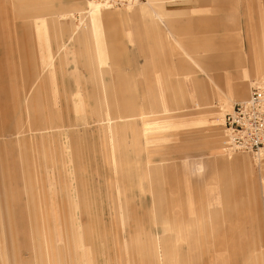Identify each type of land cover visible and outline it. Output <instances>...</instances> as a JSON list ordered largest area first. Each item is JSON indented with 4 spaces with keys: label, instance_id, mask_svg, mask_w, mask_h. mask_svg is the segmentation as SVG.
I'll return each instance as SVG.
<instances>
[{
    "label": "rangeland",
    "instance_id": "obj_1",
    "mask_svg": "<svg viewBox=\"0 0 264 264\" xmlns=\"http://www.w3.org/2000/svg\"><path fill=\"white\" fill-rule=\"evenodd\" d=\"M66 1L0 0V264H47L45 257L51 264H181L177 251L187 264H264V180L255 186L246 173L249 160L264 176V155L226 152L224 126L226 114L259 86L264 0H177L167 3L182 11L170 16L176 41L158 47L142 38L136 18L117 21L131 29L122 40L83 48L101 13L122 17L140 5L90 16V0ZM34 12L47 18V36L32 24ZM63 17L73 22L69 30ZM58 33L69 38L58 51L69 50L68 63L56 53ZM186 53L236 59L227 67L200 63L223 90L244 83L246 95L161 113L163 102L171 106L188 88H179L175 75L192 66L182 63ZM105 85L112 101L126 98L159 113L121 120L105 98L96 119L92 106ZM233 158L242 160L223 165Z\"/></svg>",
    "mask_w": 264,
    "mask_h": 264
},
{
    "label": "crops",
    "instance_id": "obj_2",
    "mask_svg": "<svg viewBox=\"0 0 264 264\" xmlns=\"http://www.w3.org/2000/svg\"><path fill=\"white\" fill-rule=\"evenodd\" d=\"M229 1L230 0H223L224 6H226V3H228ZM148 2L149 3H147L146 5L145 4L141 5L137 11L130 13V15L123 14L122 17L116 16L114 14H109V13L108 14L101 13L100 14L101 18L95 21V23L93 24L92 33H90L88 38L83 40L81 48L86 47L87 46L86 44L90 42L91 40H94L97 43V44L95 43L96 46H100L103 41H107L109 38L113 40H117V41L122 40L125 34L129 35L131 29L129 28L120 29V27L116 26L117 23L119 21L123 22V21H127L130 19H136V18H140V21L142 24V28H143L142 38H147V39H151L155 41L158 47H163L165 42L169 43L171 41H176L177 39H176L175 31L172 25L173 21L171 20L170 16L181 14L182 11L175 10V9L173 10L169 9L167 6V3H174V2H177V0H149ZM66 3L70 5L67 1ZM31 6H33V10L38 8L36 4H32ZM262 6H263V9L260 12L262 14L261 28L263 30V33H262L263 40L262 41L264 43V4ZM196 11L197 9L191 10V12H196ZM31 18H33L31 22L35 26L37 33L40 34L43 31L45 32V35L47 36V33L50 32L49 22L47 18L39 17L37 16L36 13L35 15H32ZM76 20L78 19L75 18V23H76ZM249 20H250V23L247 26V36L250 38L252 45H254L256 40L258 39V36L256 33L257 32L256 24L253 21L252 11H249ZM66 21L71 24L72 20L69 19L68 17ZM78 21L79 23H76V25H80V22H81L80 19ZM114 22L116 23L115 25H113ZM222 27H225L224 24ZM240 29L241 28L239 26V30ZM55 35L58 41L56 43V48H57L56 53L60 55V62L62 63L63 61V62L68 63L69 56L71 55L69 50L67 49V51L63 53H58V51L61 50L64 44H67V42L69 41V38H65L60 33L55 34ZM241 48H242V45H241ZM48 50H49V58L51 59L50 66H55V63L53 64L52 62V59L55 58V53L53 52L52 48L51 50L50 48H48ZM186 55H187V58L182 60V63H186L187 61L192 66L191 67H181L182 72L176 73L175 75L178 76V78H176L177 86L179 88L180 87L183 88L182 85H184V87L186 86L187 88V84H186L187 82L189 84L188 88L184 92H182L180 96L179 94L178 96L177 95L173 96V99L171 101V106L169 104L167 105L166 102H163V110L161 113H164L165 115H170V114L178 113L179 110L181 109L184 110L183 114L191 112V111L193 112L200 111V110L208 109L209 106L213 104L214 99H219L220 101H223L224 103H226V105H228V104H231L233 97H244L246 95V92H247L246 84L244 83L243 84L242 83L233 84L230 88H228V90H223L217 83V76L214 73H212L211 70L205 68L200 63L201 60H202L201 62L205 64V62L209 61V59H215L216 61H219V63L222 66L227 67L231 65L232 63L236 62V59L233 60L230 57H228V55L226 56L222 55L219 57L214 56L211 58H205V56H198L196 54L193 55L192 53H186ZM82 56L84 60L83 64H85V66H91L92 62L89 57V54L83 51ZM262 74H264V69L261 67L257 68L256 70L257 79L256 80L258 82H261L262 80H264V76ZM101 76L104 79L103 72L101 73ZM104 89L107 91L106 97H105ZM104 89H103L104 98L97 100L95 105L92 106V112L95 114V117L97 115L96 110H95V106L97 105V102L98 104H100V106L106 105L107 100L105 98L108 99L110 104H115L118 106V108L120 109V119L121 120L135 121V118H145V116H150V115L159 113L158 111L154 110L153 105H150L149 110H145V108L142 105H137L134 101L126 100V98H123L120 101L118 100L112 101L111 99H109L110 97L108 96L109 94H108V89L106 85L104 86ZM188 108L190 109L188 110ZM96 119L98 118L96 117ZM214 136H215V139H218L216 135ZM215 147L219 148L218 145ZM240 160L242 159L233 158L227 161L225 160L223 161V165L227 168H233L235 167V165L239 164ZM162 162H164V159L162 160ZM246 166H247L246 173H247V176L249 177L248 179L251 184L256 186L258 183H256L255 181L257 180L260 181L259 180L260 178L264 180V176H262V174L260 173L262 171L261 168H260L259 174L256 173L254 165L249 160L246 162ZM227 182L228 181H226L225 185H227ZM175 188H176L175 191H177V187ZM224 192H226L227 194L228 188H224ZM263 194H264V191H263ZM263 205H264V200H263ZM230 208L231 207H228L227 209L230 210ZM219 230H217V232H219ZM221 241L225 246L226 242H224L223 239H221ZM231 243H235V242H231ZM251 247L252 246L250 245L245 247L246 250L247 249L250 250V252L247 254L249 258H252V256L254 255L251 251V249L253 248ZM177 254L181 260L180 261L181 264H187L182 259L186 257V255H184V252L177 251ZM53 259H56L55 262H53V264H59L57 262L58 258H52V261H54ZM45 261L47 264L52 263L50 262V259L46 257H45Z\"/></svg>",
    "mask_w": 264,
    "mask_h": 264
},
{
    "label": "built area",
    "instance_id": "obj_3",
    "mask_svg": "<svg viewBox=\"0 0 264 264\" xmlns=\"http://www.w3.org/2000/svg\"><path fill=\"white\" fill-rule=\"evenodd\" d=\"M103 8L122 10L148 0H92ZM225 151L264 155V85L251 88L247 99L235 104L225 117Z\"/></svg>",
    "mask_w": 264,
    "mask_h": 264
},
{
    "label": "bare ground",
    "instance_id": "obj_4",
    "mask_svg": "<svg viewBox=\"0 0 264 264\" xmlns=\"http://www.w3.org/2000/svg\"><path fill=\"white\" fill-rule=\"evenodd\" d=\"M91 1V6L90 7H88L87 6V12H86V14L88 13V14H90V16H92L93 14H100L101 13V9L103 8L99 3H97L96 1H92V0H90ZM149 3V2H148ZM146 5L147 3H143V4H139L140 6L141 5ZM139 5H137V6H139ZM136 7V6H135ZM133 8V7H132ZM81 9V8H80ZM130 9V8H129ZM103 10V9H102ZM49 15H51V14H49ZM66 19H64V17L62 18V19H59L58 21H59V23L63 26V28H65L66 30L68 29L69 30V28H71V26H72V21H71V24L70 23H68L67 21H65ZM54 21V20H53ZM54 23H56L55 21H54ZM258 85H264V80H262L261 82H258ZM112 129V128H111ZM261 156H263V155H261ZM260 156V157H261Z\"/></svg>",
    "mask_w": 264,
    "mask_h": 264
}]
</instances>
